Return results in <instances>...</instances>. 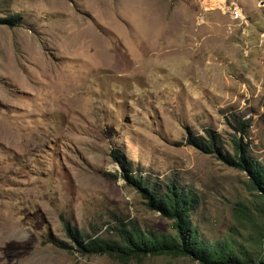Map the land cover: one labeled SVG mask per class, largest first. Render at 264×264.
Returning a JSON list of instances; mask_svg holds the SVG:
<instances>
[{
  "label": "rangeland",
  "instance_id": "374dc122",
  "mask_svg": "<svg viewBox=\"0 0 264 264\" xmlns=\"http://www.w3.org/2000/svg\"><path fill=\"white\" fill-rule=\"evenodd\" d=\"M10 16L15 26L0 24V264H121L77 251L65 225L110 238L120 219L174 234L125 174L191 191L202 236L245 249L235 264L264 258L247 173L187 144L210 134L232 155L242 138L264 164V0H0Z\"/></svg>",
  "mask_w": 264,
  "mask_h": 264
},
{
  "label": "trees",
  "instance_id": "16d2710c",
  "mask_svg": "<svg viewBox=\"0 0 264 264\" xmlns=\"http://www.w3.org/2000/svg\"><path fill=\"white\" fill-rule=\"evenodd\" d=\"M19 16L0 18L1 25L13 27ZM241 134L242 129H237ZM187 144L192 145L203 153H210L214 149L219 158L230 166L245 171L249 177V185L256 192L259 208L256 215L261 218L260 223L252 224L256 235V248L259 254L264 253V164L254 160L248 154V145L242 138L232 140L233 154L221 153L216 147L215 139L209 134V139L189 135ZM119 161V156L114 157ZM120 162V161H119ZM121 163V162H120ZM124 171L131 173L129 162L120 164ZM130 183H134L147 200L149 208L159 211L163 217L172 222L174 234H156L144 231L135 222H123L117 219L110 227V238L89 237L80 234L77 229L65 225L68 236L73 239L80 253L84 255H107L127 264L131 259L140 260L147 256L188 257L198 264H235L239 257L244 259L245 249L235 248L229 237L210 240L202 236L197 225L191 221L194 199L191 191L181 187L177 182L168 180L162 188L151 185L146 178L125 174ZM249 209V207L244 208ZM62 246L63 243L59 242ZM264 264V258L258 263Z\"/></svg>",
  "mask_w": 264,
  "mask_h": 264
},
{
  "label": "bare ground",
  "instance_id": "6f19581e",
  "mask_svg": "<svg viewBox=\"0 0 264 264\" xmlns=\"http://www.w3.org/2000/svg\"><path fill=\"white\" fill-rule=\"evenodd\" d=\"M242 13V12H241Z\"/></svg>",
  "mask_w": 264,
  "mask_h": 264
}]
</instances>
